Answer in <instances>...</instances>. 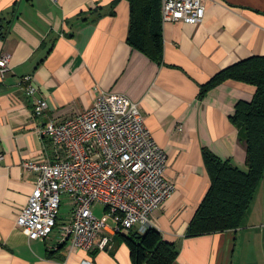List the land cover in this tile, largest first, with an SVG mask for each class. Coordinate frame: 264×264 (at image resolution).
I'll return each instance as SVG.
<instances>
[{"label":"crops","instance_id":"crops-1","mask_svg":"<svg viewBox=\"0 0 264 264\" xmlns=\"http://www.w3.org/2000/svg\"><path fill=\"white\" fill-rule=\"evenodd\" d=\"M115 1L0 0L6 32L0 57L10 56V70L0 75V264H132L119 236L105 251L70 254L69 243L54 250L58 231L30 240L16 225L35 183L23 163L54 161L60 151L39 130L83 113L108 92L138 103L167 156L165 177L174 190L154 212L152 227L177 246L173 264H264V177L240 229L186 236L210 187L203 149L245 169V146L230 117L255 89L228 81L202 99L199 93L220 71L264 56V0H204L200 24H162L161 66L127 44L129 3ZM90 11L95 16L82 23L78 15ZM25 78L35 89L32 97L19 87ZM33 97L47 102L41 117L32 115Z\"/></svg>","mask_w":264,"mask_h":264},{"label":"built area","instance_id":"built-area-1","mask_svg":"<svg viewBox=\"0 0 264 264\" xmlns=\"http://www.w3.org/2000/svg\"><path fill=\"white\" fill-rule=\"evenodd\" d=\"M203 1L161 0L162 24H200L206 14ZM9 58L0 57L1 77L10 70ZM28 81L22 79L19 87L32 97L35 89ZM47 108L45 100L33 97L34 117ZM39 133L60 151L54 161L23 163L35 183L16 225L30 240H47L59 227L54 250L69 243L70 254L105 251L114 236L132 230L143 234L152 227L154 212L174 187L165 177L167 156L145 126L138 103L102 93L90 109L61 123L48 121ZM63 196L70 212L59 225Z\"/></svg>","mask_w":264,"mask_h":264},{"label":"trees","instance_id":"trees-1","mask_svg":"<svg viewBox=\"0 0 264 264\" xmlns=\"http://www.w3.org/2000/svg\"><path fill=\"white\" fill-rule=\"evenodd\" d=\"M126 1L130 7L127 44L161 66V0ZM94 14L93 11L87 15L80 13L78 18L86 23ZM2 29L0 21V38H4L6 33ZM228 81L255 89L252 100L238 102L230 117L238 131L239 142L245 146V169H239L230 160L222 161L203 149L202 158L210 187L188 225L186 236L189 238L240 229L264 177V56L250 57L220 71L202 85L199 98H204L208 92ZM116 236L128 248L132 264H173L179 255L177 246L164 241L154 227L143 234L132 230Z\"/></svg>","mask_w":264,"mask_h":264},{"label":"rangeland","instance_id":"rangeland-1","mask_svg":"<svg viewBox=\"0 0 264 264\" xmlns=\"http://www.w3.org/2000/svg\"><path fill=\"white\" fill-rule=\"evenodd\" d=\"M244 170V169H242ZM69 208H70V205H69V200L67 199V197L63 196L62 197V204H61V207H60V210H59V216H58V223H61L62 220H65L67 219V214L69 212ZM101 209L97 210V216H100L101 215ZM58 228L59 227H56L52 233V236L55 235V233L58 231Z\"/></svg>","mask_w":264,"mask_h":264}]
</instances>
